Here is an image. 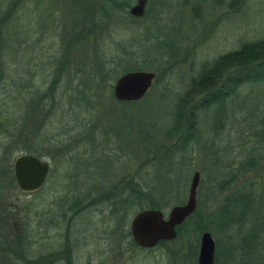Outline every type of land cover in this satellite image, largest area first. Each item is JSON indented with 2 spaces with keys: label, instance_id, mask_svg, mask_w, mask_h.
Returning <instances> with one entry per match:
<instances>
[{
  "label": "rangeland",
  "instance_id": "1",
  "mask_svg": "<svg viewBox=\"0 0 264 264\" xmlns=\"http://www.w3.org/2000/svg\"><path fill=\"white\" fill-rule=\"evenodd\" d=\"M62 1L20 0L13 17L24 12L21 20L7 26L24 34L26 25L31 24L33 31L28 29L26 34L33 45L28 49L20 42L4 48L7 76L2 83L6 89H0V204L11 208L14 230L34 240L29 249L32 260L56 250L67 238L71 264H172L174 257L170 254L180 245L178 240L151 251L128 247V224L139 210L119 202L123 199L121 184L133 173L139 184L152 175L153 165L141 164L145 155L157 148H168L170 155L174 150L173 164L184 158L182 165L171 169L177 192L173 189L164 195L158 210L166 215L172 206L183 204L191 175L198 172L195 212L205 221L226 195V191L216 189L226 178L224 171L241 162L250 147H259L264 154V82L237 88L224 100L223 110L210 107L199 111L194 139L182 153L175 152L174 140L165 138L178 97L203 66L243 44L264 38V0H244L238 8V0H147L142 18L133 22L125 14L135 2L129 0L124 12L110 13L100 41L113 50L120 39L130 43L137 37L131 52H127L130 66L138 68L136 71L153 72L154 81L145 96L132 105L110 99L112 84L120 75L106 78L96 99L99 107L87 111L82 104L76 107L69 103L78 76L61 80L54 111L42 131L50 147L49 156L39 159L49 162L50 171L39 190L20 193L12 179V163L19 153L11 150L9 136L13 127L18 132L23 96L32 94L35 86L47 79L52 68L46 63L61 57L65 49L64 33L77 16L76 10L72 14L70 10L78 5L75 0ZM75 29L79 31V24ZM145 45L147 55L142 52L141 56ZM74 46L71 68L89 51ZM71 68L66 65L65 70L71 73ZM29 69L32 78L25 75ZM21 79L33 83L29 92L21 93ZM160 176L162 181L168 179L165 174ZM118 183L120 186L111 191V185ZM119 204V212L106 217L108 205L115 209ZM74 205L79 211L85 210L72 214ZM209 235L213 242L220 239L217 230H210Z\"/></svg>",
  "mask_w": 264,
  "mask_h": 264
},
{
  "label": "trees",
  "instance_id": "2",
  "mask_svg": "<svg viewBox=\"0 0 264 264\" xmlns=\"http://www.w3.org/2000/svg\"><path fill=\"white\" fill-rule=\"evenodd\" d=\"M64 1L66 0H63L62 3ZM75 1L78 8H71L70 12L76 10L75 15L77 16L72 18V25L64 33L65 49H63L61 57L46 63H50L52 68L47 79H43L40 85L35 86L32 94L29 93L22 98L24 107L18 124V137L16 138L12 133L9 136L13 138V135L14 139L16 138L15 144L12 143L11 150L19 154L23 153L37 158L49 156L48 148L50 145L46 134L42 131L47 124L49 115L54 111L56 91L62 82L61 80L71 81L72 78L78 76L79 82L71 88L73 98L69 103H74L76 107H80L82 104L87 111H93L96 106L99 107V102L96 99L103 91L102 83L105 82L106 78L138 69L130 66L131 59L127 54L129 51L131 52L130 48L134 44L133 42L137 41V37L131 39L130 43L127 39H120L114 43L113 50L106 48L100 41L104 38L102 32L106 31V17L114 11L124 12L123 10L129 6V0ZM102 1L107 2L108 5H103ZM242 1L244 0H238L235 7L238 8L237 6L241 5ZM19 2L20 0L0 1L1 90L6 89L2 83L6 81L7 76L3 60L6 56L4 48L8 46L12 48L13 43L15 45L20 42L28 49L29 47L32 48L33 45L32 42H29V33L26 34L28 29L32 30L31 24L26 25L24 34H21V31L17 32V29L7 28L11 21L19 22L23 16L24 12L15 19L13 17ZM227 7L233 9L229 5ZM125 14H127L126 19L129 22L139 20L130 17L127 12ZM78 24L80 26L79 31L75 29ZM7 31H10V34H6ZM74 45L89 51L81 56L82 60L77 59L75 61L76 66L71 68L74 61H70V52L71 48H75ZM157 47L156 44L155 48ZM146 48L145 45L141 50L144 55H147ZM141 53L142 56L143 53ZM132 56H136V53L133 52ZM66 65H68V69L71 68L72 74L69 70H65ZM25 75H29L30 78L33 77L30 69ZM257 82H264V38L243 44L237 50L217 57L210 65H204L174 105L172 123L165 138L175 141L173 144L175 152L182 153L184 148L194 139V125L197 122L199 111L210 107L223 110L224 100L233 95L237 88ZM32 84L28 79H21L18 88L21 93L26 90L29 92L33 88ZM42 86L44 87L43 90ZM110 99L114 102L112 96ZM122 104L135 105L137 103ZM9 121L10 119L6 123ZM246 152L245 158L241 162L224 171L226 178L216 185V189L219 192L226 191V195L220 201L211 218L207 217L203 221L194 210L176 227V236L172 241L159 242L156 245L155 248L166 244H175L176 240L180 242L176 250L170 254L171 257H174L172 264H196L198 235L203 232L210 233L212 229L217 230L220 236V239L214 241L213 264H264V154L259 147L255 146L248 148ZM170 153L168 148L164 150L157 148L151 154L145 155L141 164H152L155 171L152 175L149 174L151 177L148 176L142 184L135 181L136 173H133L129 180L125 179L120 189L123 199L119 202L123 205L136 206L139 211L160 209V202L165 199L163 198L164 195H169L173 189L177 192V187L173 186L175 179L171 175L172 167L184 163V158H179V161L173 164L174 150L173 158H171L172 154L170 155ZM162 156H165V159L160 160ZM249 173L252 174V177H248ZM162 174L167 175L168 179L165 178V181H162L160 176ZM116 186H120V183L115 186L111 185V191L116 190ZM108 206L109 210L106 214L108 218L120 210V204L115 209H112L110 205ZM8 207L0 204V239L4 241L3 246L0 247L2 264H34V260H30L29 252L34 240L30 241L24 234H19L9 224L6 215L11 213L9 212L11 208ZM82 210L85 209L82 208ZM82 210L79 211V208H76L72 210V214ZM127 245L129 248L139 249L130 240ZM69 249L66 239L61 248L63 252L61 258L64 264H71ZM41 257L43 256L38 258Z\"/></svg>",
  "mask_w": 264,
  "mask_h": 264
},
{
  "label": "water",
  "instance_id": "3",
  "mask_svg": "<svg viewBox=\"0 0 264 264\" xmlns=\"http://www.w3.org/2000/svg\"><path fill=\"white\" fill-rule=\"evenodd\" d=\"M147 0H135L129 8L128 15L140 19L145 11ZM153 72L130 71L118 76L111 87L114 101L119 103L137 102L150 89L154 80ZM49 171L47 161L32 155L19 154L12 163V177L20 193H34L40 189ZM199 174L193 172L189 180L185 202L172 206L164 215L157 209H146L136 212L128 224L129 239L142 250H151L159 242L172 241L178 227L195 210V194ZM214 263V242L209 233L199 236L196 264Z\"/></svg>",
  "mask_w": 264,
  "mask_h": 264
},
{
  "label": "flooded vegetation",
  "instance_id": "4",
  "mask_svg": "<svg viewBox=\"0 0 264 264\" xmlns=\"http://www.w3.org/2000/svg\"><path fill=\"white\" fill-rule=\"evenodd\" d=\"M0 128H3V124L1 123V121H0ZM12 130H13L12 134L17 138L18 137V132L16 133V130H14V127H13ZM13 135H12L13 138H10V140L12 141L13 144H15V139L16 138L14 139V136ZM47 163L49 165V171H50V164H49L48 161H47ZM49 171H48V173H49ZM0 173H1V170H0ZM1 176H3V175H1ZM94 205H96V204H94ZM13 218L14 217H13V214L12 213H9V214L6 215V219L9 222V224H11V226L13 228H15L16 227V223H14ZM49 228H52V226H49ZM15 231H17V230L15 229ZM50 238H53V236L50 237ZM3 244H4V241L0 239V247H2ZM61 248H62V246H59V247H57L56 250H54V251L50 250L49 253H46L45 255H42L43 257H41V258H38V257L37 258H34V262H35L34 264H60L61 261H62V258L61 257L63 256V252L61 251ZM30 260H32V257H30ZM0 264H2V256H1V259H0Z\"/></svg>",
  "mask_w": 264,
  "mask_h": 264
},
{
  "label": "bare ground",
  "instance_id": "5",
  "mask_svg": "<svg viewBox=\"0 0 264 264\" xmlns=\"http://www.w3.org/2000/svg\"><path fill=\"white\" fill-rule=\"evenodd\" d=\"M145 96V95H144ZM196 190H197V188H196ZM195 196H196V194H195Z\"/></svg>",
  "mask_w": 264,
  "mask_h": 264
}]
</instances>
